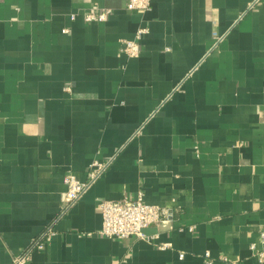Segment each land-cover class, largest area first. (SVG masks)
<instances>
[{"label":"crops","instance_id":"crops-1","mask_svg":"<svg viewBox=\"0 0 264 264\" xmlns=\"http://www.w3.org/2000/svg\"><path fill=\"white\" fill-rule=\"evenodd\" d=\"M127 2L0 0V264H264V0ZM139 193L168 222L100 235Z\"/></svg>","mask_w":264,"mask_h":264},{"label":"built area","instance_id":"built-area-1","mask_svg":"<svg viewBox=\"0 0 264 264\" xmlns=\"http://www.w3.org/2000/svg\"><path fill=\"white\" fill-rule=\"evenodd\" d=\"M127 8L135 12H145L151 8V0H128ZM109 10H93L83 15L85 22L104 21L109 15ZM146 28L137 30L134 40L124 42L123 51L128 56H137L140 51L139 40L146 33ZM105 164L94 162L88 172L86 180L81 181L73 174H68L65 179V203L62 210L71 207L94 182ZM101 228L99 234L105 237L116 238H145L144 230L150 226H163L168 222L171 211L167 207H161L144 201L141 193L135 199L103 200L100 203ZM50 231V228L47 232ZM45 232V234L47 233ZM261 241L264 243V232H261ZM42 246L40 238L35 240L23 253L15 256L11 264H25L30 257L33 248ZM209 255V254H205ZM183 257V254H180ZM259 258H264V251L259 252ZM211 262H208L210 264Z\"/></svg>","mask_w":264,"mask_h":264}]
</instances>
